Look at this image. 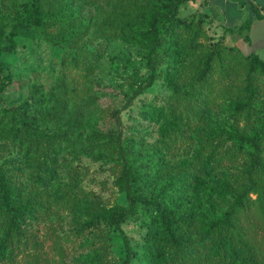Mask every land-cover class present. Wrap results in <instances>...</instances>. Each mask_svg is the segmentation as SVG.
I'll return each instance as SVG.
<instances>
[{
	"label": "trees",
	"instance_id": "1",
	"mask_svg": "<svg viewBox=\"0 0 264 264\" xmlns=\"http://www.w3.org/2000/svg\"><path fill=\"white\" fill-rule=\"evenodd\" d=\"M190 1L195 0H0V62L3 52L17 48L20 37L43 34L66 46L58 86L63 103L71 105L69 125L64 128L59 120L54 134L26 119L17 122L13 108L3 109L0 159L5 150L19 145L27 154L33 148L40 151L44 160L37 165L40 187L29 191L19 182L20 170L7 165L11 160L0 163V264H69L67 249L74 236L80 244L86 230L94 229L100 231L104 248L112 234L122 236L127 255L121 264H131L136 252L122 225L140 215L154 225L146 235L150 246L145 264H264V59L210 34L207 13L181 16L182 5ZM252 6L256 15L229 29L248 41L254 18L264 17L255 3ZM89 8L95 10L91 16L85 15ZM112 40L136 46L148 68L138 76L127 103L109 107L111 124L91 132L103 140L100 147L112 152L116 183L128 203L98 206L88 220L77 223L73 234H61L52 216L60 208L76 213L83 190L77 174L58 195L48 168L54 163L51 151L58 149L50 146L55 137L72 145V137L84 128V111L100 110L93 76ZM166 61L167 68H162ZM160 77L171 92L168 109L152 103L144 113L156 121L163 118L155 151H171L177 142H197L191 161L179 165L178 178L144 197L135 188L140 171L159 185L162 169L148 159L146 138L125 132L122 112ZM5 86L0 64V92ZM47 160L48 169L43 164ZM227 165L237 173H229ZM215 174L225 178L213 183L220 210L202 219L190 216L191 193L209 185ZM45 222L50 224H44V233L38 227ZM86 256L94 264H115L104 252Z\"/></svg>",
	"mask_w": 264,
	"mask_h": 264
},
{
	"label": "rangeland",
	"instance_id": "2",
	"mask_svg": "<svg viewBox=\"0 0 264 264\" xmlns=\"http://www.w3.org/2000/svg\"><path fill=\"white\" fill-rule=\"evenodd\" d=\"M199 5V2L185 3L181 7V16L190 19L194 15H198L200 13ZM94 13L95 10L89 8L85 15L91 16ZM207 26L210 34L225 38V34L222 32L218 34L213 31L210 25ZM18 42L14 51H5L1 56L0 64L6 86L0 92V118L3 116V109L11 107L17 122L20 119H26L37 124L41 131L54 134L59 128L57 125L59 120L63 123L64 128L69 125L67 115L71 111V105L63 103L58 86L63 56L68 48L54 43L43 34L20 37ZM230 43L228 42L227 45ZM105 48L106 51L93 76V96L98 98L97 106L100 107V110L97 111V114L96 111H90L89 108L84 111L86 113L85 123L82 125L84 128L78 129L77 135L72 137V145H69L63 137H55L56 139L54 138L50 146V148L55 146L58 149V151H51L50 160L54 163L49 167L48 160L43 163L44 168L53 170L50 172L52 176L50 180L52 179L53 185H58L59 196L65 192L64 187L67 184L74 182L77 174L81 176L80 189L83 190V195L79 198L77 212L63 211L60 208L52 216L51 222L56 225L61 234L66 232L73 234L77 223L88 220L94 214V210L98 209V206L108 209L117 204L128 203L126 193L116 183L118 168L110 157L112 152H109L104 146L100 147L103 140L91 135V132L95 127L107 128L111 124L112 116L109 107L112 105L123 107L136 88L138 76L147 74L148 68L142 52L136 46L121 40H112L105 45ZM258 51L264 55V49ZM162 66V68H167L168 61ZM170 100L171 92L163 78L160 77L152 87L135 97L122 112L125 132H135L136 136L145 137L150 153L148 159L154 166L162 169L159 170L162 173L159 185L151 180L144 171H140L141 174L135 181V188L144 197L154 196L160 185L170 182L174 176L178 178L181 171L179 165L191 161L192 152L197 142L193 146H191L192 143L186 141L177 142L171 151L164 149L155 151L154 143L160 138L161 131L164 129L163 118L161 121H156L146 118L144 113L150 110L152 103L153 106L163 107L166 111ZM5 117L3 118L6 119ZM90 137H94V139H90ZM194 139L197 140L198 136H194ZM45 143L41 141L40 145L45 146ZM73 146H76V149H73ZM4 156L3 159H0V163L9 159L11 162H7V165L10 166V169L20 170L18 178L24 190L29 191L31 187H40L37 165L38 162L44 160L40 159L43 158L40 151L35 152L33 148L27 154V148L23 149L18 145L5 150ZM11 164H15V167H11L13 166ZM225 168L229 173L235 172L233 167L227 165ZM220 179L225 178L215 174L209 181V185H202L195 192L191 191L193 192L191 193L193 201L192 212L188 211L190 216L202 219V217L210 215L212 211L220 210L221 204L217 201L219 196L213 187V183ZM46 223L50 224V222H45L38 227L44 233L47 231L44 228ZM122 226L136 252V257L131 264H145L144 259L149 256L150 246L146 235L154 225L150 224L145 215H140L137 219L124 223ZM99 232L97 229L86 230V237L82 238L83 241L80 244V239L74 236L76 243L71 242L67 249L69 264H94L86 260V254L102 256L103 252L108 256V260L115 264L124 262L127 248L123 237L119 234H112L107 239V247L104 248ZM22 264H30V262L23 260Z\"/></svg>",
	"mask_w": 264,
	"mask_h": 264
},
{
	"label": "crops",
	"instance_id": "3",
	"mask_svg": "<svg viewBox=\"0 0 264 264\" xmlns=\"http://www.w3.org/2000/svg\"><path fill=\"white\" fill-rule=\"evenodd\" d=\"M199 2V11L208 14L207 25L218 34H225L226 42L236 45L245 53H258L264 49V17L254 18L250 29V40L229 29L238 27L245 17H254L256 11L252 4L255 3L260 11L264 13V0H195ZM248 17V18H249ZM247 19V18H246Z\"/></svg>",
	"mask_w": 264,
	"mask_h": 264
}]
</instances>
